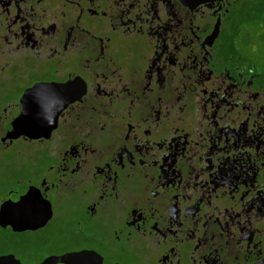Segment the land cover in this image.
Listing matches in <instances>:
<instances>
[{"label":"flooded vegetation","instance_id":"af4514ba","mask_svg":"<svg viewBox=\"0 0 264 264\" xmlns=\"http://www.w3.org/2000/svg\"><path fill=\"white\" fill-rule=\"evenodd\" d=\"M264 264V0H0V255Z\"/></svg>","mask_w":264,"mask_h":264},{"label":"water","instance_id":"95a60500","mask_svg":"<svg viewBox=\"0 0 264 264\" xmlns=\"http://www.w3.org/2000/svg\"><path fill=\"white\" fill-rule=\"evenodd\" d=\"M0 264H21L12 254L0 255ZM39 264H103L93 252H75L60 256H49Z\"/></svg>","mask_w":264,"mask_h":264}]
</instances>
